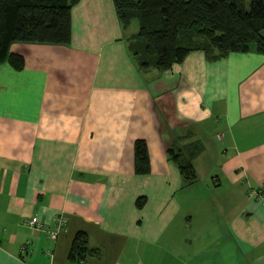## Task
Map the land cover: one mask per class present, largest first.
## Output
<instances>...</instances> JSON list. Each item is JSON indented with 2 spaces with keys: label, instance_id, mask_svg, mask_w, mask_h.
Here are the masks:
<instances>
[{
  "label": "crops",
  "instance_id": "crops-1",
  "mask_svg": "<svg viewBox=\"0 0 264 264\" xmlns=\"http://www.w3.org/2000/svg\"><path fill=\"white\" fill-rule=\"evenodd\" d=\"M71 19L70 45L14 43L23 69L0 64V264H70L79 232L99 253L82 264H264V55L142 71L112 0ZM186 136L192 184L168 155Z\"/></svg>",
  "mask_w": 264,
  "mask_h": 264
},
{
  "label": "trees",
  "instance_id": "trees-1",
  "mask_svg": "<svg viewBox=\"0 0 264 264\" xmlns=\"http://www.w3.org/2000/svg\"><path fill=\"white\" fill-rule=\"evenodd\" d=\"M80 0H0V64L20 71L21 55L10 52L14 43L68 46L72 38L71 11ZM119 22L136 33L128 50L142 71H166L194 51L216 61L231 53L264 55V0H112ZM185 138L188 140L185 141ZM168 148L186 184L196 181L193 161L203 151L200 140L186 136ZM135 170L149 171L146 144H134ZM141 198L137 200L141 206ZM88 247L85 233L75 235L70 264L98 256Z\"/></svg>",
  "mask_w": 264,
  "mask_h": 264
},
{
  "label": "built area",
  "instance_id": "built-area-1",
  "mask_svg": "<svg viewBox=\"0 0 264 264\" xmlns=\"http://www.w3.org/2000/svg\"><path fill=\"white\" fill-rule=\"evenodd\" d=\"M263 201H264V196H263ZM28 224L38 230L46 229L44 225L36 217H32L31 219H29ZM64 224H65V220L60 217L55 225V228L50 231L47 230L50 239L52 240L56 239V237L58 236V233L61 231Z\"/></svg>",
  "mask_w": 264,
  "mask_h": 264
},
{
  "label": "rangeland",
  "instance_id": "rangeland-1",
  "mask_svg": "<svg viewBox=\"0 0 264 264\" xmlns=\"http://www.w3.org/2000/svg\"><path fill=\"white\" fill-rule=\"evenodd\" d=\"M131 30H133V31H137V25H136V23L134 22L132 25H131V27H130V31Z\"/></svg>",
  "mask_w": 264,
  "mask_h": 264
}]
</instances>
